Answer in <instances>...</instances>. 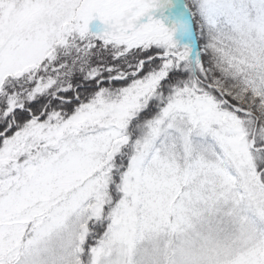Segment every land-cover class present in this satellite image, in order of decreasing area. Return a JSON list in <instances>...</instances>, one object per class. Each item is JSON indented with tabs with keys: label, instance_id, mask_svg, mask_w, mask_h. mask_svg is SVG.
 Returning a JSON list of instances; mask_svg holds the SVG:
<instances>
[{
	"label": "snow or ice",
	"instance_id": "1",
	"mask_svg": "<svg viewBox=\"0 0 264 264\" xmlns=\"http://www.w3.org/2000/svg\"><path fill=\"white\" fill-rule=\"evenodd\" d=\"M0 264H264V0H0Z\"/></svg>",
	"mask_w": 264,
	"mask_h": 264
}]
</instances>
